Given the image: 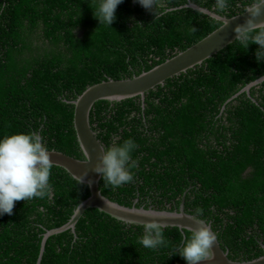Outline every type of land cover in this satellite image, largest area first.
<instances>
[{
  "label": "trees",
  "instance_id": "16d2710c",
  "mask_svg": "<svg viewBox=\"0 0 264 264\" xmlns=\"http://www.w3.org/2000/svg\"><path fill=\"white\" fill-rule=\"evenodd\" d=\"M232 18L253 0H159L153 12L123 0L110 25L94 18L100 0H0V141L37 133L49 151L85 159L74 102L92 85L132 79L194 46L222 26L188 5ZM192 28L196 29L195 32ZM259 45L235 41L202 65L120 102L99 101L92 128L105 149L132 139L134 181L104 196L132 207L185 210L211 224L234 261L264 255V60ZM51 199L15 203L0 215V264H187L179 255L190 231L164 228L166 246L145 248L143 226L88 209L67 225L91 193L53 166Z\"/></svg>",
  "mask_w": 264,
  "mask_h": 264
},
{
  "label": "clouds",
  "instance_id": "9594fccd",
  "mask_svg": "<svg viewBox=\"0 0 264 264\" xmlns=\"http://www.w3.org/2000/svg\"><path fill=\"white\" fill-rule=\"evenodd\" d=\"M134 2L139 3L146 10L153 12L156 19L159 15L163 14L156 11V9L160 7L159 0H134ZM121 3H123V0H100L99 7L94 13V18H96L100 24H106L110 27V25L116 20V9ZM227 7V0H216L215 9L218 13L225 12ZM245 13L248 14V19L243 25L237 26L234 29L236 33L235 41H238L245 48H248L250 44L259 45V49L256 51L255 56L257 61L264 60V21L257 23V20L264 15V0H253V3L246 8ZM192 31L195 32L196 29L192 28ZM245 89L244 91H247ZM103 147H101L102 154L97 157L98 162L93 167V171L101 174L103 181L107 185H111L113 188H119L122 185L133 182L134 174L130 170L137 167L138 161L132 159L131 154L138 145L132 139H127L120 145L114 144L107 149ZM89 159V156H87V163H89ZM53 166L54 165L50 159V152L44 145L41 135L37 133L14 134L5 137L0 141V215H12L15 203L19 201H26L33 198L43 199L45 197L51 199L52 186L49 183V178ZM86 175V172L81 176L73 175V179H75L78 184H83ZM89 184H91V181H89ZM103 200L106 206L110 205L109 201H106L105 199ZM137 202L138 201H136L133 206L137 207ZM179 208L176 211H178ZM145 209L161 210L155 205ZM196 213V216L189 217L196 227L194 229H189L191 236L185 238L183 247L179 249V255L187 262V264H201V262L204 261H212L214 259L212 249L214 244L219 240L217 233H215L214 230L212 231V226L210 227L208 225L209 223L207 224L204 220L197 218V216L203 214V210L198 208ZM142 215L152 219L143 224L144 234L140 243L145 248L153 250L159 246H166L167 241L164 239L163 234L165 225L156 222L155 219L159 216L151 212H144ZM176 215L178 217L180 216L179 213Z\"/></svg>",
  "mask_w": 264,
  "mask_h": 264
},
{
  "label": "water",
  "instance_id": "95a60500",
  "mask_svg": "<svg viewBox=\"0 0 264 264\" xmlns=\"http://www.w3.org/2000/svg\"><path fill=\"white\" fill-rule=\"evenodd\" d=\"M188 6L213 17L217 21H220L222 26L194 46L180 52L178 55L153 68L149 72L142 73L140 76L132 79H112L93 85L85 90L84 93L74 102V126L77 132L78 142L85 155V160H78L62 152L54 150L49 151L50 159L54 166L65 169L72 177L73 175L81 176L86 172L87 175L84 177L83 184L89 186L91 196L77 207L74 215L67 225L59 229H54L45 235L42 243L40 260L42 258V254L44 253L45 243L48 238L69 229L74 230L76 224L84 213L88 209L92 208L98 209L99 211L128 224L143 226L145 222H149L152 218L145 217L142 213L151 212L159 216L158 218H155L156 222L165 225L164 228L177 227L182 231H189L190 228L194 229L196 227L194 222L189 219V217L195 215L189 214L185 211L184 202L181 204L178 211L170 212L137 208L135 206L126 207L106 198L100 190V180L102 179V175L93 171V167L98 162L97 157L102 154L101 147H103V145L92 129L90 121L91 111L97 102H120L138 96H141L144 99L148 91L154 89L158 85H163L166 80L185 73L189 69L198 65H202L212 56L234 43L236 39L234 29L237 26L243 25L248 19V14L245 12L235 17L227 18L221 17L192 3ZM262 21H264V15L257 20V23ZM262 81H264V78L250 84L245 90L248 91L252 86L261 83ZM87 156L90 158L89 163H87ZM89 181H91V184H89ZM102 197L106 201L110 202L109 206L105 205ZM177 213L180 214L179 217L176 215ZM197 218L200 219L199 217ZM208 225L211 227L210 224ZM212 251L214 253V259L212 261L201 262V264H264V255L260 258L245 262L230 259L228 252L222 248L219 240L216 244H214Z\"/></svg>",
  "mask_w": 264,
  "mask_h": 264
}]
</instances>
